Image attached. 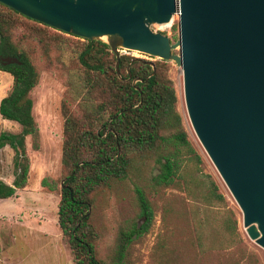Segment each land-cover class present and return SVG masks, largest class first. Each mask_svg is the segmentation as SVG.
<instances>
[{
	"label": "trees",
	"instance_id": "1",
	"mask_svg": "<svg viewBox=\"0 0 264 264\" xmlns=\"http://www.w3.org/2000/svg\"><path fill=\"white\" fill-rule=\"evenodd\" d=\"M169 38H177V20L170 25ZM4 56L18 63H0V70L11 77L9 89L0 98V117L19 129L0 131V148L7 145L13 152V178L10 183L0 180V199L12 197L27 184L25 137L32 150L39 148L29 93L40 71H51L63 86L60 175L58 179L44 175L39 185L41 191L58 195L56 224L72 264H107L95 255L97 232L89 223V212L96 197L112 189L132 195L141 222L119 229L110 264H124L127 245L152 223L149 196L166 188H180L202 202L200 216L189 205L200 251L239 242L230 212L217 209L224 206V198L215 183L208 180L192 187L198 179L191 176L187 164L197 169L200 158L187 140L176 109L168 61L119 53L116 73L115 55L106 42L57 31L0 3V57ZM201 225L212 231L204 246Z\"/></svg>",
	"mask_w": 264,
	"mask_h": 264
},
{
	"label": "water",
	"instance_id": "2",
	"mask_svg": "<svg viewBox=\"0 0 264 264\" xmlns=\"http://www.w3.org/2000/svg\"><path fill=\"white\" fill-rule=\"evenodd\" d=\"M81 39L173 61L189 124L264 251V0H0ZM177 18V38L151 25ZM103 38V39H102ZM176 50V52H174ZM1 64L18 63L11 56Z\"/></svg>",
	"mask_w": 264,
	"mask_h": 264
},
{
	"label": "rangeland",
	"instance_id": "3",
	"mask_svg": "<svg viewBox=\"0 0 264 264\" xmlns=\"http://www.w3.org/2000/svg\"><path fill=\"white\" fill-rule=\"evenodd\" d=\"M176 20L174 15L172 22ZM170 25L154 24L151 28L170 36ZM119 53L152 60L148 55L137 51L123 52L119 49ZM168 62V75L175 88L176 109L181 116L183 130L200 158L197 169H193L195 166L191 163L187 164L192 168L191 176L198 179L192 187L202 186L208 180L215 183L217 192L224 198V206L217 209L230 212L240 240L228 248L200 251L195 246L189 205L192 204V210L200 216L202 202L197 195L190 197L180 188H166L154 196H149L153 208L152 223L146 233L132 238L125 248L122 261L124 264H264L263 249L246 236L237 205L189 124L183 102L180 68L173 61ZM10 84V75L0 70V98L5 95ZM62 92L63 86L55 74L42 69L36 85L29 93L32 101L31 114L38 128L39 142V148L32 150L29 137L24 139L29 162L27 187L24 189L29 192L38 189L36 179L39 176L48 175L58 179L60 175L62 118L59 102ZM18 129L16 123L0 117V131L13 133ZM12 155L13 152L7 145L0 148V180L6 183H10L13 178ZM23 195L25 198L20 193L17 194L14 203L0 202V264H72V255L56 224L55 202L37 205L30 198V194ZM133 203L132 195L119 189L105 191L96 197L95 205L89 212V223L97 232L95 255L104 263L110 264V249L116 242L119 229L133 222H141ZM199 231L200 242L204 246L210 240L209 234L212 231L204 225L200 226Z\"/></svg>",
	"mask_w": 264,
	"mask_h": 264
},
{
	"label": "crops",
	"instance_id": "4",
	"mask_svg": "<svg viewBox=\"0 0 264 264\" xmlns=\"http://www.w3.org/2000/svg\"><path fill=\"white\" fill-rule=\"evenodd\" d=\"M41 178V176H39L37 179H36V190H33L32 192H29L27 191L26 188L27 187V184L24 188L22 189H18L16 190L15 194L12 196V197H8V198H5V199H0V202H13L14 203V200H15V196L17 194L20 193V196L22 198H25V195L23 194H30V198L33 199V202L36 203L37 205H46L47 203H53L55 202V205H57V202H58V196L57 195H54V194H51V193H46V192H43L40 190V185H39V179ZM28 181V179H27ZM56 208V206H55Z\"/></svg>",
	"mask_w": 264,
	"mask_h": 264
},
{
	"label": "built area",
	"instance_id": "5",
	"mask_svg": "<svg viewBox=\"0 0 264 264\" xmlns=\"http://www.w3.org/2000/svg\"><path fill=\"white\" fill-rule=\"evenodd\" d=\"M123 52H124V50H123Z\"/></svg>",
	"mask_w": 264,
	"mask_h": 264
},
{
	"label": "bare ground",
	"instance_id": "6",
	"mask_svg": "<svg viewBox=\"0 0 264 264\" xmlns=\"http://www.w3.org/2000/svg\"><path fill=\"white\" fill-rule=\"evenodd\" d=\"M138 53V52H137Z\"/></svg>",
	"mask_w": 264,
	"mask_h": 264
}]
</instances>
